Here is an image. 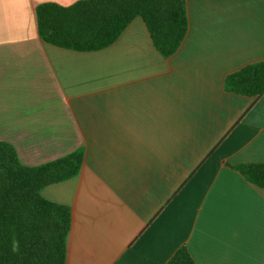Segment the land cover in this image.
<instances>
[{"label":"crops","instance_id":"crops-1","mask_svg":"<svg viewBox=\"0 0 264 264\" xmlns=\"http://www.w3.org/2000/svg\"><path fill=\"white\" fill-rule=\"evenodd\" d=\"M0 0V141L21 164L83 151L79 173L41 190L70 210L65 264H264V94L224 89L264 61V0H186L188 31L163 58L140 17L112 45L45 43L42 3Z\"/></svg>","mask_w":264,"mask_h":264},{"label":"trees","instance_id":"trees-1","mask_svg":"<svg viewBox=\"0 0 264 264\" xmlns=\"http://www.w3.org/2000/svg\"><path fill=\"white\" fill-rule=\"evenodd\" d=\"M39 38L52 46L79 52L112 45L140 17L163 58L175 54L188 31L186 0H80L69 6L42 3L36 7ZM225 91L246 97L264 94V61L228 74ZM83 151L38 166L20 163L15 149L0 141V264H65L70 210L45 199L41 190L75 177ZM236 170L264 189V163ZM166 264H196L182 246Z\"/></svg>","mask_w":264,"mask_h":264}]
</instances>
